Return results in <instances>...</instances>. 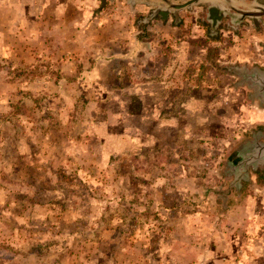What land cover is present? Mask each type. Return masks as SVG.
I'll list each match as a JSON object with an SVG mask.
<instances>
[{
    "label": "rangeland",
    "instance_id": "1",
    "mask_svg": "<svg viewBox=\"0 0 264 264\" xmlns=\"http://www.w3.org/2000/svg\"><path fill=\"white\" fill-rule=\"evenodd\" d=\"M11 1L20 5L0 0V264H264V176L249 170L243 182L234 167L264 127V102L241 72L264 71V24L221 26L224 56L182 89L191 103L172 120L177 93L142 105L129 92L117 103L120 87L83 69L104 60L96 38L117 32L120 4L108 18L101 0ZM134 7L143 25L150 10ZM21 12H39L37 28L60 23L57 33L30 23L22 34ZM71 23L95 27L77 44L83 55L62 54ZM230 45L247 56L230 61Z\"/></svg>",
    "mask_w": 264,
    "mask_h": 264
},
{
    "label": "crops",
    "instance_id": "2",
    "mask_svg": "<svg viewBox=\"0 0 264 264\" xmlns=\"http://www.w3.org/2000/svg\"><path fill=\"white\" fill-rule=\"evenodd\" d=\"M131 1H129L131 3L130 9L122 1L119 3L116 0L109 2L106 0V3L103 4L101 0V8L105 7V9L104 13L102 11L100 13L108 14V18H110L112 13V10L107 11L110 9V4H120V26L111 24V27L114 29L116 27L117 32H107L99 39L96 38L99 41L96 46L102 47L101 51L97 53V56L104 60L101 63L94 64L92 67L85 65L83 69L86 72L90 71V68L94 70V79L91 80L97 82L100 86L114 87L118 85L120 87V96H114L117 103L120 102V97H125V94L128 96L129 92L133 94L134 100L138 99V103L142 105L147 103L146 98L148 96L153 97V99L157 100L156 103L159 104L158 100L161 98L163 91L165 94L171 93V98L172 93H177L178 101H168L170 104L173 103L170 111L174 109L172 111L173 115L169 117L172 120H179L183 117V113L187 112V109L180 112L176 111V105H183L188 108V105L191 103L188 92L182 89H189L194 86L196 83L195 79L199 78V71L202 70L201 67L205 64L214 65L215 60L220 62V55H223L220 54L221 44L218 42L219 38L214 36L219 32L222 25L226 26L229 24L226 20L222 22V20L213 19L212 15H200V11L203 12L205 9V2L193 6L186 5L176 9L164 0ZM161 1L168 5L166 9L163 7L165 10L163 15L158 12L161 7ZM134 3L145 4L150 10V15H148L149 17H145L143 25H141L142 22L140 20L137 21V25L134 24L135 17H138V13L140 14L142 12L140 7H134ZM19 4L12 3L11 1L7 2L5 7L24 8L27 5L29 6L30 1L20 0ZM188 9L194 10V12L196 11V16L187 14L186 11ZM21 15L24 16L19 22L21 23L22 34L35 31L25 26L30 23L36 24L35 32L38 34H42L44 29L46 31L53 30L56 32L55 26L58 25V28L60 26V23L53 21V28H37L38 25L42 26L43 23L45 24L39 12L32 20L28 19L27 12H21ZM60 18L62 19L61 16ZM90 20H94V18ZM14 23H17L16 20ZM81 24H76V28L72 27V23L70 24L69 32L72 33L69 35V49L62 51V54L71 57L74 54L83 55L87 50L88 47L84 49L79 48L77 44H80L81 40L88 34L87 32L95 29V27L87 26L86 23ZM79 26L83 27L79 30ZM108 27H106L107 31ZM228 36L231 35L228 34ZM258 36L264 37V33L262 32ZM226 44L224 42L223 46H226ZM59 49L61 50V48ZM227 50L230 61L235 57L245 58L247 56L245 45L238 49L237 46L232 47L230 45ZM69 61L71 62V60ZM60 70L62 73L63 69ZM78 70L80 71V68ZM98 72L102 74L106 73L108 76H98ZM63 76H61V79L64 78ZM94 84L92 85L94 86ZM158 89L162 90L159 92ZM165 89H170V91L168 92ZM177 89L181 90L174 92ZM181 91L182 94L179 95ZM192 101L199 102L197 99H192ZM126 113L128 114V112ZM145 113V111L140 110V114ZM156 114H162V112L155 110L148 112L146 115ZM145 117L151 118L150 116Z\"/></svg>",
    "mask_w": 264,
    "mask_h": 264
},
{
    "label": "flooded vegetation",
    "instance_id": "3",
    "mask_svg": "<svg viewBox=\"0 0 264 264\" xmlns=\"http://www.w3.org/2000/svg\"><path fill=\"white\" fill-rule=\"evenodd\" d=\"M150 1V0H149ZM176 2H187V6H193L195 4H202L203 2L205 6L206 15H212L213 19L227 21L229 25L236 27L238 24L245 22L248 18L252 19L256 26H261L264 24V14H259L261 10H259L258 6L255 4L256 0H173ZM161 7L158 12L162 15L164 14V8L166 9L167 4L161 1ZM245 70V69H244ZM243 72V70L241 71ZM250 74V71L246 72ZM253 83V82H252ZM255 86V85H254ZM256 92V97L260 99L263 103L264 99L262 98V94L254 89ZM257 143L264 144V127L259 129L253 134L252 139L245 141L239 149L234 153V167L236 170H243V175H241V179L243 182L248 181L250 178L249 170H257L256 172L261 176H264V156L262 160L258 161L255 164H250L249 166H245L242 162L245 159H248L249 152L252 147H255ZM259 165V166H258ZM235 179V176H234ZM242 184H240L241 186Z\"/></svg>",
    "mask_w": 264,
    "mask_h": 264
},
{
    "label": "water",
    "instance_id": "4",
    "mask_svg": "<svg viewBox=\"0 0 264 264\" xmlns=\"http://www.w3.org/2000/svg\"><path fill=\"white\" fill-rule=\"evenodd\" d=\"M164 1H166L168 4H170L172 7L176 9L184 7L187 4H189L186 2L177 3L171 0H164ZM102 2L103 4H105L106 0H102ZM255 4L258 6L259 10H261L259 14L260 15L264 14V0H256ZM246 72L247 70H243L242 76L255 84L257 91H259L262 94V98L264 99V71L255 69L254 71H251L250 74H247ZM263 156H264V144L257 143V145L255 147H252L251 151L249 152L248 159H245L242 163L245 166H249L250 164H255L258 161L262 160Z\"/></svg>",
    "mask_w": 264,
    "mask_h": 264
},
{
    "label": "trees",
    "instance_id": "5",
    "mask_svg": "<svg viewBox=\"0 0 264 264\" xmlns=\"http://www.w3.org/2000/svg\"><path fill=\"white\" fill-rule=\"evenodd\" d=\"M14 106H15V108H17L18 110H22L21 107H24L22 101L16 103ZM19 112L21 113V112H25V111H19ZM262 180H263V182H264V177L262 178ZM263 182H262V183H263ZM263 184H264V183H263Z\"/></svg>",
    "mask_w": 264,
    "mask_h": 264
}]
</instances>
